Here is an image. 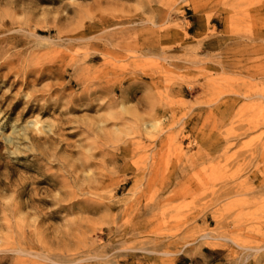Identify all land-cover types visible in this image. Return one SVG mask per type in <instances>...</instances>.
I'll list each match as a JSON object with an SVG mask.
<instances>
[{
  "label": "rangeland",
  "instance_id": "1",
  "mask_svg": "<svg viewBox=\"0 0 264 264\" xmlns=\"http://www.w3.org/2000/svg\"><path fill=\"white\" fill-rule=\"evenodd\" d=\"M0 264H264V0H0Z\"/></svg>",
  "mask_w": 264,
  "mask_h": 264
}]
</instances>
